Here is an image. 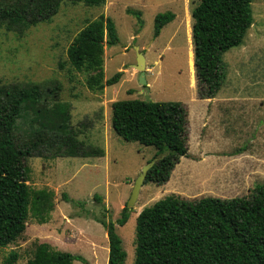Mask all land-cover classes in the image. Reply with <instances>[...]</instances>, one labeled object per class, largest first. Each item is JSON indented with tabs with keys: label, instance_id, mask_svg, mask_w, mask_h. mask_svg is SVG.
I'll list each match as a JSON object with an SVG mask.
<instances>
[{
	"label": "rangeland",
	"instance_id": "obj_1",
	"mask_svg": "<svg viewBox=\"0 0 264 264\" xmlns=\"http://www.w3.org/2000/svg\"><path fill=\"white\" fill-rule=\"evenodd\" d=\"M196 3L63 2L50 21L22 34L0 27L1 81L59 85L58 98L69 105L70 124L81 131L78 137L104 150L98 157L26 159L27 184L32 190L51 191L53 209L45 223L28 217L22 235L0 247V264L11 250L19 255L16 264H26L39 243L85 259L73 264H107V235L98 220L119 216L139 170L155 154L153 147L124 141L114 132L116 100L177 101L187 110V156L179 158L164 184L144 183L128 220L116 226L125 264L133 263L136 216L143 207L171 194L188 200L248 196L255 184H264V0H252L253 22L243 43L223 55L225 81L215 97L205 99L197 94L193 63L191 11ZM168 11L173 20L154 37L156 14ZM100 15L113 20L118 36L110 46L104 37L103 80L116 71L122 75L117 83L92 91L86 86L87 74L70 65L67 48ZM137 51L145 57L146 84L138 82L133 67Z\"/></svg>",
	"mask_w": 264,
	"mask_h": 264
},
{
	"label": "trees",
	"instance_id": "obj_2",
	"mask_svg": "<svg viewBox=\"0 0 264 264\" xmlns=\"http://www.w3.org/2000/svg\"><path fill=\"white\" fill-rule=\"evenodd\" d=\"M63 2L98 6L104 0H0V27L22 34L50 21ZM251 2L197 0L193 7L191 38L199 98H213L221 89L227 74L223 55L243 43L253 22ZM173 18L170 11L156 14L153 36ZM105 35L107 46L117 43L113 20L100 15L67 48L70 65L87 74L86 86L92 91L117 83L122 75L116 71L103 80ZM59 88L0 79V247L22 235L30 215L45 223L53 209L51 191L32 190L27 184L28 157L104 154L102 147L78 137L81 131L70 124L69 105L60 102ZM186 125L187 110L177 101L128 98L112 103L114 132L124 141L153 147L152 158L159 157L144 183L164 184L179 158L187 156ZM129 215L125 205L115 220H98L107 235V264H125L116 226L124 225ZM18 256L11 250L2 264H16ZM75 259L85 262L80 255L39 243L26 264H73ZM132 264H264V184H255L248 196L188 200L171 194L143 207L136 216Z\"/></svg>",
	"mask_w": 264,
	"mask_h": 264
},
{
	"label": "water",
	"instance_id": "obj_3",
	"mask_svg": "<svg viewBox=\"0 0 264 264\" xmlns=\"http://www.w3.org/2000/svg\"><path fill=\"white\" fill-rule=\"evenodd\" d=\"M136 50L138 49V46H135ZM136 63L133 64V67L138 71V82L141 84H146V78H145V57L142 52H136ZM159 159V157L151 158V160L147 161L139 170L137 176L134 179L130 196L126 202V207L128 209H131L134 207L136 200L138 198L140 189L142 185L144 184L146 174L149 170V168Z\"/></svg>",
	"mask_w": 264,
	"mask_h": 264
}]
</instances>
